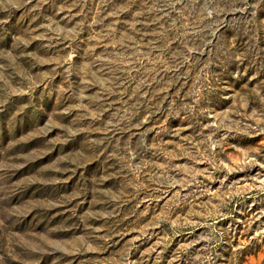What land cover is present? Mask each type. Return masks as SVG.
I'll use <instances>...</instances> for the list:
<instances>
[{"label": "rangeland", "instance_id": "obj_1", "mask_svg": "<svg viewBox=\"0 0 264 264\" xmlns=\"http://www.w3.org/2000/svg\"><path fill=\"white\" fill-rule=\"evenodd\" d=\"M0 264H264V0H0Z\"/></svg>", "mask_w": 264, "mask_h": 264}]
</instances>
